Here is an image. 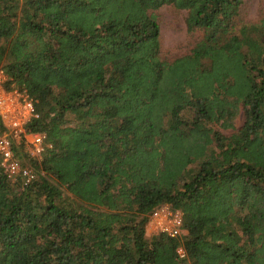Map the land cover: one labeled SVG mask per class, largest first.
<instances>
[{
  "label": "trees",
  "instance_id": "1",
  "mask_svg": "<svg viewBox=\"0 0 264 264\" xmlns=\"http://www.w3.org/2000/svg\"><path fill=\"white\" fill-rule=\"evenodd\" d=\"M243 1L0 0L5 86L51 145L27 185L0 168V264H264V15L239 23ZM165 4L200 33L172 60ZM163 203L177 237L146 231Z\"/></svg>",
  "mask_w": 264,
  "mask_h": 264
},
{
  "label": "built area",
  "instance_id": "2",
  "mask_svg": "<svg viewBox=\"0 0 264 264\" xmlns=\"http://www.w3.org/2000/svg\"><path fill=\"white\" fill-rule=\"evenodd\" d=\"M6 79L0 69V121L3 126L0 131V168L10 182L24 186L37 176L30 161H40L51 145L43 134L27 129V125L38 117L33 101L24 90L7 88ZM20 144L26 154L24 160L18 158L14 150ZM145 228L148 234L177 237L183 232L182 213L163 203L149 214ZM177 253L181 258L185 257L182 245L178 246Z\"/></svg>",
  "mask_w": 264,
  "mask_h": 264
},
{
  "label": "rangeland",
  "instance_id": "3",
  "mask_svg": "<svg viewBox=\"0 0 264 264\" xmlns=\"http://www.w3.org/2000/svg\"><path fill=\"white\" fill-rule=\"evenodd\" d=\"M151 12L156 16L160 27L161 57L172 60L189 53L195 42L199 40L200 33L187 30L184 21L185 10L165 4ZM262 15H264V0H244L238 15V22H254ZM241 123L242 116L240 115L236 120V125L239 126ZM224 132L229 133L230 131ZM22 152L25 153L24 149Z\"/></svg>",
  "mask_w": 264,
  "mask_h": 264
}]
</instances>
